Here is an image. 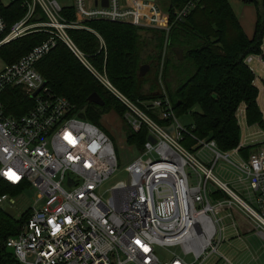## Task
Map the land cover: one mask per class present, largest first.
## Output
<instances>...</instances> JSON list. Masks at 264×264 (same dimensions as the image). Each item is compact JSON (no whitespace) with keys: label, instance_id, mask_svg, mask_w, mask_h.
Returning a JSON list of instances; mask_svg holds the SVG:
<instances>
[{"label":"built area","instance_id":"1","mask_svg":"<svg viewBox=\"0 0 264 264\" xmlns=\"http://www.w3.org/2000/svg\"><path fill=\"white\" fill-rule=\"evenodd\" d=\"M146 2L150 1L74 0L76 20L68 21L56 0H0V5L18 3L25 11L10 26L0 16V47L34 32L47 35L0 70V181L36 192L27 209V221L5 242L20 264H194L186 261L188 254L199 264L211 255L228 262L218 253L223 229L217 214L228 212L225 216L233 218L239 211L248 223L264 229L262 78L251 70L260 124L246 122L241 104L235 113L238 144L221 152L214 141L193 134L192 121L187 126L180 123L163 86L161 98L132 103L87 63L66 33L67 29L91 32L83 25L86 21L168 31V15L154 2ZM190 6L175 12L176 19L184 17ZM37 8L46 20L31 21ZM58 41L126 108L120 118L123 127L134 133L142 128L147 131L140 149L128 145L138 155L123 169L127 179L108 189H103V184L118 169L110 136L81 118L82 111L75 114L65 98L45 86L35 68ZM254 60L264 73V53L248 55L244 63L249 66ZM8 89H18L32 99L24 115L6 114L2 97ZM198 153L202 154L200 160L194 156ZM230 157L239 162L234 166L239 172L237 182L242 184L248 203L212 174L220 159L228 161ZM14 204L9 194L0 195L2 211L6 207L14 210ZM231 226L236 230L233 221ZM175 247L182 255L162 259L157 254V249Z\"/></svg>","mask_w":264,"mask_h":264},{"label":"trees","instance_id":"2","mask_svg":"<svg viewBox=\"0 0 264 264\" xmlns=\"http://www.w3.org/2000/svg\"><path fill=\"white\" fill-rule=\"evenodd\" d=\"M256 10V23L251 39L243 32L228 0H159L160 9L168 15V31L142 28L130 24L86 21L91 30L67 29L66 33L87 63L132 103L162 97V84L175 115L189 114L193 134L198 139L212 140L221 152L235 148L239 128L235 113L245 106L249 125L260 124L256 104L257 88L254 75L244 63L248 55L261 54L264 37V3L252 0ZM191 5L180 20L175 12ZM31 21L46 20L37 8ZM25 11L18 3L0 5V16L7 26L22 18ZM62 16L75 21L72 7L62 10ZM44 32H34L0 47V59L11 64L46 39ZM174 49L182 51L178 59ZM141 65L149 69L138 75ZM45 86L55 95L65 98L79 112L80 117L99 127L102 113L114 110L122 118L126 108L114 97L73 55L67 46L58 41L56 46L35 65ZM159 80V82H158ZM96 93L104 105L100 112L92 111L87 98ZM2 97L7 115H24L32 99L18 89H8ZM21 103H26L21 109ZM149 115L155 118L154 115ZM159 122V121H158ZM126 142L140 149L146 140L145 128L132 132L127 126ZM246 156V150H242ZM24 190L0 181V195L14 197ZM221 197H225L221 193ZM29 217V210L18 219L11 218L0 209V264H20L5 242L16 236Z\"/></svg>","mask_w":264,"mask_h":264},{"label":"rangeland","instance_id":"3","mask_svg":"<svg viewBox=\"0 0 264 264\" xmlns=\"http://www.w3.org/2000/svg\"><path fill=\"white\" fill-rule=\"evenodd\" d=\"M58 4L65 7H72L74 5V0H56ZM232 10L238 15V7H243L245 3L240 0H228ZM6 2V1H3ZM8 3H3L2 6H8ZM145 5H153V2H146ZM41 21V20H37ZM152 28V27H151ZM157 29V28H153ZM5 66V63L0 59V70ZM255 70L256 65H250V69ZM159 82V80H158ZM160 92L162 91V84L159 82ZM92 104V103H91ZM94 105V104H93ZM26 103H21L20 108H25ZM101 108L97 105L92 107V111L98 113ZM78 112L76 111L75 114ZM80 118V117H79ZM180 123L187 126L191 123V116L189 114L183 115L179 119ZM99 127L105 131L111 138L114 150L116 153L118 161V169L111 176V178L103 184V189H108L116 182L124 181L127 179V175L124 173L123 169L132 160H134L138 151L129 147L126 143L125 129L123 127V122L120 117L116 114L114 110H110L106 113H102L99 119ZM207 140V139H206ZM194 156L200 160L202 154H194ZM239 162L235 157H230L228 161L220 159L212 174L219 181L228 185V187L233 190L241 199L248 203L247 194L244 193L242 184L237 182L238 170L234 167ZM36 192L33 188H26L20 194L13 197L14 200V211L15 219H18L21 214L30 208L35 201ZM106 198V197H104ZM251 207L257 210L256 206L251 204ZM236 220L237 222H246L243 219V215L237 211ZM228 212L219 213L216 217L221 218L220 227L223 229L222 239L218 247V253L227 258L228 262L223 261L218 255H211L206 261L201 264H264V236L257 234L262 232L264 235V229L256 228V225L250 222L251 231L243 232L239 231L241 238L237 239L235 237L233 228L231 226L233 219L231 217L225 216ZM250 221V220H249ZM248 223V222H247ZM8 252H12L11 249L7 248ZM157 254L162 259L171 258L172 254L182 255V251L179 247L169 248V249H157ZM187 262H193L194 264H199L200 261H195L191 254L185 256ZM132 264V263H128Z\"/></svg>","mask_w":264,"mask_h":264},{"label":"crops","instance_id":"4","mask_svg":"<svg viewBox=\"0 0 264 264\" xmlns=\"http://www.w3.org/2000/svg\"><path fill=\"white\" fill-rule=\"evenodd\" d=\"M158 1L159 0H154V3L158 6V8L160 9L159 5H158ZM163 1V0H162ZM241 1V0H240ZM264 3V0H262ZM242 2V1H241ZM161 10V9H160ZM162 11V10H161ZM235 13V12H234ZM238 15H236L240 26L243 29V32L245 33V35L247 36V38L251 39L253 34H254V27H255V23H256V10L254 5H252V3H245V5L243 7H238ZM261 51L262 53H264V37L262 40V46H261ZM255 64L256 65V69L253 70V68L251 69L252 71H254V73L263 79L264 81V73L260 70V66L257 60H254L250 65ZM249 65V68H250ZM233 222L236 224V230L233 229L235 237L237 239L241 238L239 231H243V232H250L251 231V226L250 223H247V221L245 222L243 220V222H237L235 221L236 218V213H233ZM257 234H259L260 236H264L262 232H258Z\"/></svg>","mask_w":264,"mask_h":264},{"label":"water","instance_id":"5","mask_svg":"<svg viewBox=\"0 0 264 264\" xmlns=\"http://www.w3.org/2000/svg\"><path fill=\"white\" fill-rule=\"evenodd\" d=\"M146 1H150V2H154V0H146ZM243 3H251L252 0H241ZM105 3V2H104ZM174 53L177 56L178 59L182 58V51L179 49H174ZM149 66L148 65H141L139 67L138 70V75L140 77L144 76L146 74V72L148 71ZM89 103H92L94 105H97L99 107H102L104 105L103 101L101 100V98L96 94V93H92L88 96L87 98ZM168 132L172 133V129L169 128L167 129ZM148 140H150L151 142H153L151 137H148ZM3 212L8 215L9 217L13 218L15 216V211L11 208V207H6Z\"/></svg>","mask_w":264,"mask_h":264}]
</instances>
